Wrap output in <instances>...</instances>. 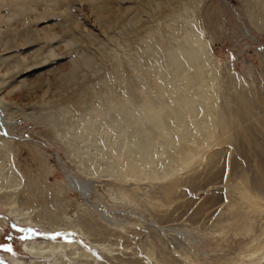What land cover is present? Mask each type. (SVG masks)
Returning <instances> with one entry per match:
<instances>
[{
	"label": "rangeland",
	"instance_id": "obj_1",
	"mask_svg": "<svg viewBox=\"0 0 264 264\" xmlns=\"http://www.w3.org/2000/svg\"><path fill=\"white\" fill-rule=\"evenodd\" d=\"M197 1L170 0V3L179 6L185 2L193 15L202 9L205 14L210 11L214 14L210 13L217 22L203 29V38L218 61L214 94L219 102L227 101L230 106L234 105L231 97L239 99L245 109L248 107L244 95H248L254 119L250 115L247 125L253 132L250 139L238 137L233 146H219L229 150L221 153L219 165L216 171L211 170L212 174L206 175L201 165L197 171L181 175L182 179L196 177L195 183L178 187L176 192L180 198L172 199L169 204L171 219L152 225L153 212L150 214L144 204L133 199L139 197L144 203L146 196H153V190L159 191L156 197L161 190L144 183L138 196L127 183L108 176L93 177L81 169L60 136L61 125L76 124L78 118H73L75 113L63 114L64 103L58 102L66 93L65 98L75 94L78 97L90 90L82 102L84 106L91 107L96 102L106 105L99 119L93 116L96 124L92 128L97 126V130L112 120L115 131L122 130L117 112L109 108L111 92L108 90H121L124 81H134L148 92L149 86L136 75L133 67L139 60L156 65L161 61L156 58H163L162 53L157 57L145 53L146 57H141L140 45H145L142 39L150 28L165 26L163 10L169 8V3L163 4L164 0H0V140L9 142L6 149L9 158L1 153L0 162L6 172L21 176L25 185L29 175L41 183V173L43 179L47 178V184L56 186L61 202L47 207L41 205L42 209L57 213L56 217L66 216L73 222L78 217L95 220L101 214L110 217L115 223L108 225V229L124 232L131 244L127 250L114 246V256L135 250L145 255L167 242L165 248L175 255L189 252L187 258L180 257L176 264H230L241 253L251 252L254 239L260 237L264 241V23L256 15L264 0ZM248 2L252 10L246 8ZM158 4L164 6L158 7ZM126 8L129 10L124 18L111 24L112 27L105 24L106 12L123 14ZM220 20L225 22L222 24ZM165 37V46L175 49L177 42L168 35ZM84 58L89 59L87 64L83 63ZM73 61L79 65L75 80L64 82ZM63 130L66 134L78 132L71 128ZM120 138L117 135L115 141ZM95 146L89 150L95 153ZM68 177L90 181L89 199H83L70 187L60 189V185L66 186ZM121 193L132 200H125ZM9 209L0 204V264H31L35 259L23 248L28 241L77 243L99 262L102 255L108 256L100 247L90 245L80 231L53 234L19 222ZM59 257L57 253L51 259L40 261L54 263ZM153 261L160 262L156 257ZM256 263L264 264V252L238 264Z\"/></svg>",
	"mask_w": 264,
	"mask_h": 264
},
{
	"label": "bare ground",
	"instance_id": "obj_2",
	"mask_svg": "<svg viewBox=\"0 0 264 264\" xmlns=\"http://www.w3.org/2000/svg\"><path fill=\"white\" fill-rule=\"evenodd\" d=\"M166 3H169V8L163 10L165 26L150 28L142 39L145 45H140L141 57L145 53H150L151 57H157L162 53L163 58L157 57L156 59H161V61L156 65L153 62L145 63L142 60L133 63L136 75L140 76V79L149 86L148 92H145L143 87L134 81L131 83L124 81L121 90H111V88L108 90L109 93L111 92V100L108 99L111 105L106 104L117 112L116 115L120 118L118 122L124 125L121 124L123 128L122 130L120 128L121 131H115L111 124L112 120L109 123L111 126L102 124L97 130H95L97 126H94L95 129L92 128L96 124L93 116L96 120L99 119L98 116L104 114L102 109H105L106 105L104 107L103 102L101 104L96 102L97 104H91V107H88V103V106H84L82 102L89 94V89V91H82L84 93L78 97L73 94L74 96L65 98L68 94L66 93L58 102L60 105L64 103L63 114L75 113L73 118H78L76 124L74 122L69 125L65 122L66 124L61 125L60 136L65 139L70 155L75 158V162L81 166V169H86L93 177L108 176L120 180L122 184L127 183L138 196H140L138 191L142 190L141 186L144 183L156 190H161L157 197L155 195L159 191L154 190L152 197L143 196L146 199L144 203L139 200V197L133 199L144 204L147 212H153V216L150 213L153 220L152 225H160L162 219H171L169 204L172 199L180 198L176 192L178 187L185 186L187 183H195L196 177L182 179L180 176L197 171L201 165L206 175L211 170L216 171L221 153L229 150L227 147L220 149L219 146L223 144L233 146V141L238 137L250 139L253 129L249 128L247 122L250 115L254 117L248 95H244L248 107L245 109L241 101L234 100L232 95L230 102L235 106L227 105V101L219 102V98L216 99L214 94L218 78V61L203 38L204 27L209 28V23L212 25L217 22L211 16L214 14L211 11V15L210 13L205 14L203 9L201 12L197 9L200 13L193 15L185 2L180 3L179 6L171 4L170 0H164L163 4ZM163 4H158V7L164 6ZM251 6L248 2L246 8L252 10ZM128 10L129 8H126L123 14L106 12L105 24H110L108 27H112L111 24L124 18ZM256 15L258 21L262 20L264 23V4L259 6ZM177 19H180L181 23H178ZM223 21L219 22L223 24ZM166 35L177 42L175 49L169 50L165 46L167 44ZM88 62L89 59H83L84 64ZM78 67V62L73 61L71 72L65 75L64 82L75 80ZM120 78L121 76L118 79ZM106 102H108L107 99ZM109 114L106 113L108 118ZM64 128L66 130L78 129V132L77 134L76 132L66 134ZM91 128L94 130L91 131ZM154 133L156 136L153 135ZM117 135L121 136L119 141H115ZM92 146H95V153L89 150L93 148ZM7 147H9V142L2 138L0 154L3 153L6 156ZM258 166L262 168V165L258 164ZM4 170V165L0 162V192L4 189V192L0 193V204L10 207V214L16 216L19 222L53 234H64L71 230L80 231L82 237L90 245L98 246L102 252L108 254V256L102 255V262H99L77 243L70 245L60 242L28 241L23 244V248L29 257L35 259L31 260V264H156L153 257L159 259L160 262L157 264H176L180 257L187 258L189 254L185 251L186 253L178 252L175 255L174 251L165 248L166 242L162 246H155L145 255L135 250L131 253L127 252L126 255L122 252V255L114 256V246L127 250L131 244L125 239L124 232L115 233L108 229V225L115 223L110 217L102 216V214L97 220L92 217H78L74 220L75 222L66 216L56 217L57 213L41 207V205L47 207L49 204L61 202L56 186L54 188L47 184V178L43 179L44 176L42 177L41 173L39 176L42 180H39L42 184L34 176L29 175L28 183L25 185L21 176L15 172L10 173L9 171L8 173L6 170L4 173ZM89 182L68 177L66 186L60 185L59 187L61 190L70 187L86 200L90 195ZM121 196L127 201L132 200L127 198L125 193H121ZM106 241L110 244L106 245ZM254 242L250 247L251 252L241 253L240 257L238 255L237 259H232L230 264H238L241 260H248L263 254L264 241L259 237L254 239ZM57 253L60 257L54 263L40 261V259H51ZM16 264H21V262H16Z\"/></svg>",
	"mask_w": 264,
	"mask_h": 264
}]
</instances>
